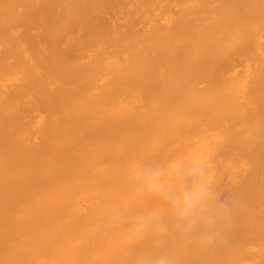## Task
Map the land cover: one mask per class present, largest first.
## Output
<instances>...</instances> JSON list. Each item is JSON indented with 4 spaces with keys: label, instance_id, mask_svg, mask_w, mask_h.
I'll return each instance as SVG.
<instances>
[{
    "label": "bare ground",
    "instance_id": "bare-ground-1",
    "mask_svg": "<svg viewBox=\"0 0 264 264\" xmlns=\"http://www.w3.org/2000/svg\"><path fill=\"white\" fill-rule=\"evenodd\" d=\"M187 151L247 209L179 264H264V0H0V264H131L112 206Z\"/></svg>",
    "mask_w": 264,
    "mask_h": 264
},
{
    "label": "clouds",
    "instance_id": "clouds-1",
    "mask_svg": "<svg viewBox=\"0 0 264 264\" xmlns=\"http://www.w3.org/2000/svg\"><path fill=\"white\" fill-rule=\"evenodd\" d=\"M223 164L187 151L135 166L125 198L112 206L133 237L126 252L131 264H179L180 252L228 243L247 202L224 196L216 173Z\"/></svg>",
    "mask_w": 264,
    "mask_h": 264
}]
</instances>
